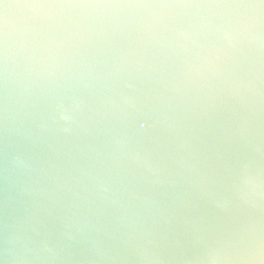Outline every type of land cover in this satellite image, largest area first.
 <instances>
[{
  "label": "water",
  "instance_id": "95a60500",
  "mask_svg": "<svg viewBox=\"0 0 264 264\" xmlns=\"http://www.w3.org/2000/svg\"><path fill=\"white\" fill-rule=\"evenodd\" d=\"M24 14L10 10L9 20ZM27 14L37 22L10 23L0 67V264H261L234 252L264 235L258 37H236L215 74L193 77L230 14ZM250 75L253 90L234 95L233 81ZM148 88L175 97L162 145L135 139L152 133L151 121L128 138L120 126L123 103H140Z\"/></svg>",
  "mask_w": 264,
  "mask_h": 264
},
{
  "label": "snow or ice",
  "instance_id": "6c2138e0",
  "mask_svg": "<svg viewBox=\"0 0 264 264\" xmlns=\"http://www.w3.org/2000/svg\"><path fill=\"white\" fill-rule=\"evenodd\" d=\"M138 9L152 10L155 12H191L193 10H221L230 14L231 21L227 31L223 32V41L211 47L206 57H201L191 66L189 72L193 77H202L207 73L215 74L217 62L225 54L226 48H231L233 40L238 37L246 43H254L258 37L261 50L264 51V0H0V67L7 64L8 38L10 23H16L25 27L37 22V13L48 9ZM10 10H18L21 15L16 21L9 20ZM209 29V25L196 26L194 30ZM219 30V29H217ZM188 31L179 32L184 39L189 38ZM187 78L182 79L180 84L174 86L179 91ZM259 94L264 102V71L259 79ZM255 85L254 75L247 79H237L230 86L234 95L240 91H252ZM142 101L140 103L125 101L121 110L120 126L125 137H129L130 131L135 125L150 123L152 133L148 136L136 137V141L146 145H162L173 134V125L170 124L167 110L175 103V97L169 94L167 88H148L141 91ZM63 109L57 113L61 121L67 120L62 114ZM246 123V122H245ZM245 125L241 126V131ZM244 183L254 185L252 178L245 179ZM222 206V205H218ZM236 256L241 259L259 257L261 264H264V235L256 239H249L234 249Z\"/></svg>",
  "mask_w": 264,
  "mask_h": 264
}]
</instances>
